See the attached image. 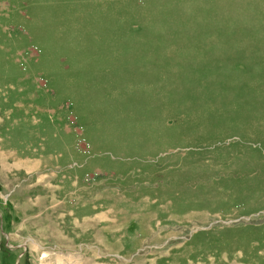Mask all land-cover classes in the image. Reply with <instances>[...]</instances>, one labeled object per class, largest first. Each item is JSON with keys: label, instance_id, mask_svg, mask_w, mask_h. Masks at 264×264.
Masks as SVG:
<instances>
[{"label": "rangeland", "instance_id": "obj_1", "mask_svg": "<svg viewBox=\"0 0 264 264\" xmlns=\"http://www.w3.org/2000/svg\"><path fill=\"white\" fill-rule=\"evenodd\" d=\"M0 264H264V0H0Z\"/></svg>", "mask_w": 264, "mask_h": 264}]
</instances>
